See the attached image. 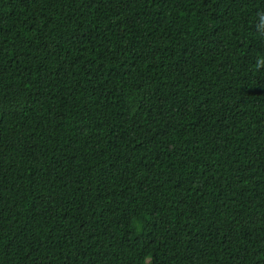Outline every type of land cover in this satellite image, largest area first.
Masks as SVG:
<instances>
[{
  "label": "trees",
  "instance_id": "1",
  "mask_svg": "<svg viewBox=\"0 0 264 264\" xmlns=\"http://www.w3.org/2000/svg\"><path fill=\"white\" fill-rule=\"evenodd\" d=\"M0 264H264V0H0Z\"/></svg>",
  "mask_w": 264,
  "mask_h": 264
}]
</instances>
